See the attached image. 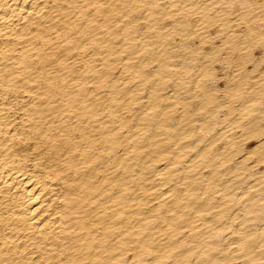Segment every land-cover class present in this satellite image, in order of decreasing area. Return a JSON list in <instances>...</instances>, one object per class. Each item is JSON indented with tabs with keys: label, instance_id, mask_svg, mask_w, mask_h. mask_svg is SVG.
Returning <instances> with one entry per match:
<instances>
[{
	"label": "bare ground",
	"instance_id": "6f19581e",
	"mask_svg": "<svg viewBox=\"0 0 264 264\" xmlns=\"http://www.w3.org/2000/svg\"><path fill=\"white\" fill-rule=\"evenodd\" d=\"M0 264H264V0H0Z\"/></svg>",
	"mask_w": 264,
	"mask_h": 264
}]
</instances>
